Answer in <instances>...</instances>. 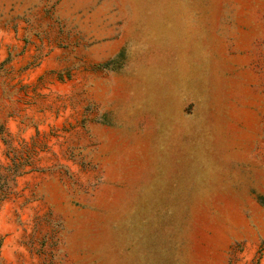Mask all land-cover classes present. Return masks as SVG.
I'll return each mask as SVG.
<instances>
[{
    "label": "rangeland",
    "instance_id": "1",
    "mask_svg": "<svg viewBox=\"0 0 264 264\" xmlns=\"http://www.w3.org/2000/svg\"><path fill=\"white\" fill-rule=\"evenodd\" d=\"M0 264H264V0H0Z\"/></svg>",
    "mask_w": 264,
    "mask_h": 264
}]
</instances>
